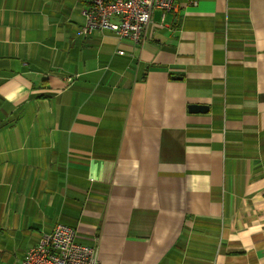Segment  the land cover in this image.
<instances>
[{"label": "crops", "instance_id": "crops-1", "mask_svg": "<svg viewBox=\"0 0 264 264\" xmlns=\"http://www.w3.org/2000/svg\"><path fill=\"white\" fill-rule=\"evenodd\" d=\"M174 5L136 45L0 0V264L59 223L98 264H264V0Z\"/></svg>", "mask_w": 264, "mask_h": 264}, {"label": "built area", "instance_id": "built-area-1", "mask_svg": "<svg viewBox=\"0 0 264 264\" xmlns=\"http://www.w3.org/2000/svg\"><path fill=\"white\" fill-rule=\"evenodd\" d=\"M174 1L86 0L87 7L82 12L84 23L78 35L87 37L95 31H110L119 40L140 45L147 38L154 11H173ZM12 264H98L97 248L79 243L75 229L59 223Z\"/></svg>", "mask_w": 264, "mask_h": 264}, {"label": "water", "instance_id": "water-1", "mask_svg": "<svg viewBox=\"0 0 264 264\" xmlns=\"http://www.w3.org/2000/svg\"><path fill=\"white\" fill-rule=\"evenodd\" d=\"M189 109H190V112H205L206 111V107L204 106H190Z\"/></svg>", "mask_w": 264, "mask_h": 264}]
</instances>
